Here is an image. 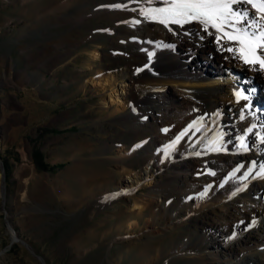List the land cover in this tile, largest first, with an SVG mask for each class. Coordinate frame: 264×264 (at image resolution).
Listing matches in <instances>:
<instances>
[{
	"label": "rangeland",
	"instance_id": "1",
	"mask_svg": "<svg viewBox=\"0 0 264 264\" xmlns=\"http://www.w3.org/2000/svg\"><path fill=\"white\" fill-rule=\"evenodd\" d=\"M138 7V0H0L4 206L46 264H193L213 242L232 258L236 246L264 248V202L237 191L251 163L202 156L184 166L196 135L209 132V143L220 136L227 148L241 135L225 140L226 123L212 126L191 97L144 98L136 88L148 53L174 49L187 30L143 20ZM105 74L126 82L121 110L100 106L103 95L111 100L90 80ZM251 104L264 117L258 100ZM145 166L154 181L123 195L122 169L146 177ZM134 196L151 202L133 210ZM0 264H40L12 238L1 209Z\"/></svg>",
	"mask_w": 264,
	"mask_h": 264
},
{
	"label": "bare ground",
	"instance_id": "2",
	"mask_svg": "<svg viewBox=\"0 0 264 264\" xmlns=\"http://www.w3.org/2000/svg\"><path fill=\"white\" fill-rule=\"evenodd\" d=\"M254 2L259 4L262 0H254ZM244 7H248L250 11H256L250 5L245 4ZM200 24L191 22L181 26L184 31L185 28L187 30L185 33L181 32V39L179 38L181 43L178 46L153 53L151 58L148 56L147 71L141 73L136 79L138 84L136 88L143 91L144 98L152 97L154 93L170 98H181L180 93H182L193 98L196 105L203 106V110L210 116L212 126L218 125L221 121L226 123L224 135L225 140L229 142H232L236 134L243 135L247 128L255 124L253 133L246 138V142L251 146L249 151H239V142L230 145V148L222 147L221 151H209V149L204 151L202 150L204 146L210 145V133L205 132L196 135L193 142L191 140L190 146L188 145L189 152L183 157V161L186 167H192L197 157L202 156H213L217 159L233 156L237 161L248 160L251 164L255 161L257 167L242 180L241 194L247 200L264 202V176L255 175L260 170L259 166L264 164V144L261 142V138L264 137V127H261L264 117L262 112L256 113V110L252 111L250 108L251 102L257 99L264 109V102L259 98V93H264V69H260L259 65L245 64L238 55L226 51L228 47L235 46L234 42L223 39L217 43L216 36L219 33L211 27L208 32H204L203 39L196 37V33L203 29L202 24L201 28L198 27ZM169 27L173 30L175 24ZM98 46V44L95 45L91 55L92 60L99 57ZM90 81L93 87L100 88L111 100L110 103L103 95L100 102L102 108L110 104H114L116 110L124 108V101L119 94L126 92L124 88L126 82L108 74ZM237 91L243 92L248 99L237 101L235 96ZM242 113L245 115L244 120L240 119ZM190 132L192 134V129ZM197 153L200 154L197 155ZM122 171L126 177L124 183L120 185V191L125 196L129 195L133 188L150 185L155 179L147 170V166L144 173L146 177L127 168ZM133 199L131 208L138 211L151 202L147 198L139 199L134 196ZM261 223H264V214H262ZM258 227L262 226L255 224L252 229L256 231ZM10 231L12 238L15 239L11 229ZM235 248L239 251L234 253L232 258L226 246L213 242L205 253L198 254L194 258L193 264H264V248L250 252H240L241 247L238 246Z\"/></svg>",
	"mask_w": 264,
	"mask_h": 264
},
{
	"label": "snow or ice",
	"instance_id": "3",
	"mask_svg": "<svg viewBox=\"0 0 264 264\" xmlns=\"http://www.w3.org/2000/svg\"><path fill=\"white\" fill-rule=\"evenodd\" d=\"M138 2L139 7L132 10L137 11L143 20L158 22L169 28V30H171L169 26L172 24L183 26L187 23L199 22L203 25V32H208L211 27L215 29L216 33H219L216 36L217 43H220L223 39L234 42L235 46L228 47L226 51L238 55L239 59L245 64L259 65L260 69H264V0L259 4L255 3L254 0H138ZM245 4L250 5L256 11H250L248 7H244ZM116 7L126 8L127 5H116ZM143 20L134 18L132 23L139 24ZM201 39H203V36H201ZM158 46L172 47V45L159 44ZM148 55L151 58L153 53L149 52ZM145 67H148V65H145ZM235 96L237 101L248 99L241 91L235 92ZM240 119H245L243 113ZM195 124L196 121L189 125V128L194 127ZM255 127L256 125L253 124L239 137V151L247 152L250 150L251 146L246 142V138L253 133ZM261 127H264V123L261 124ZM180 138L178 136L176 141L165 146V155L168 154L167 150L173 147ZM220 140L221 137L218 136L211 141L208 146L209 151L223 150ZM261 142L264 144V137L261 138ZM199 154L197 153V155ZM256 167L257 163L253 161L251 167L240 179H245ZM259 169L255 175L264 176V164H261ZM235 171H239V168ZM212 174L214 175V173ZM208 187H211V185ZM240 190L237 189V191ZM206 192L207 189L199 195L203 197Z\"/></svg>",
	"mask_w": 264,
	"mask_h": 264
},
{
	"label": "water",
	"instance_id": "4",
	"mask_svg": "<svg viewBox=\"0 0 264 264\" xmlns=\"http://www.w3.org/2000/svg\"><path fill=\"white\" fill-rule=\"evenodd\" d=\"M4 202H5V173L3 168V161L0 157V209L3 214V221L6 224V226L12 230L15 239L18 240L22 245H24L27 248V250L31 253V255L34 256L40 262V264H46L44 257L40 253L36 252L31 242L16 232V229L13 227V225L11 224V222L7 217Z\"/></svg>",
	"mask_w": 264,
	"mask_h": 264
}]
</instances>
